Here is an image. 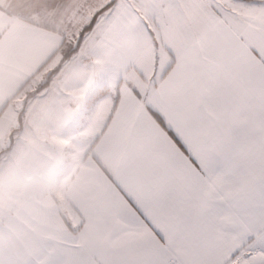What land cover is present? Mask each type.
<instances>
[{
  "label": "snow or ice",
  "instance_id": "1",
  "mask_svg": "<svg viewBox=\"0 0 264 264\" xmlns=\"http://www.w3.org/2000/svg\"><path fill=\"white\" fill-rule=\"evenodd\" d=\"M25 151L52 192L26 264H264V0H0Z\"/></svg>",
  "mask_w": 264,
  "mask_h": 264
},
{
  "label": "crops",
  "instance_id": "2",
  "mask_svg": "<svg viewBox=\"0 0 264 264\" xmlns=\"http://www.w3.org/2000/svg\"><path fill=\"white\" fill-rule=\"evenodd\" d=\"M0 192L7 199L0 202V264H15L17 259L26 264L48 227L51 210L52 192L39 151L0 156Z\"/></svg>",
  "mask_w": 264,
  "mask_h": 264
},
{
  "label": "rangeland",
  "instance_id": "3",
  "mask_svg": "<svg viewBox=\"0 0 264 264\" xmlns=\"http://www.w3.org/2000/svg\"><path fill=\"white\" fill-rule=\"evenodd\" d=\"M2 192H3V190H2ZM2 201V203L5 201H7V199L6 198H4V196H3V194L0 192V202ZM4 205H2V207H3ZM3 215H4V212L2 211V213H0V218H2L3 217ZM1 220V219H0Z\"/></svg>",
  "mask_w": 264,
  "mask_h": 264
}]
</instances>
